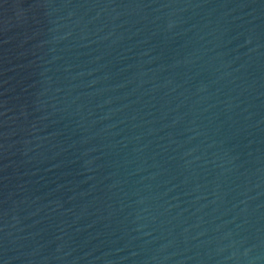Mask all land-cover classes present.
<instances>
[{
  "label": "water",
  "instance_id": "1",
  "mask_svg": "<svg viewBox=\"0 0 264 264\" xmlns=\"http://www.w3.org/2000/svg\"><path fill=\"white\" fill-rule=\"evenodd\" d=\"M0 264H264V0H0Z\"/></svg>",
  "mask_w": 264,
  "mask_h": 264
}]
</instances>
